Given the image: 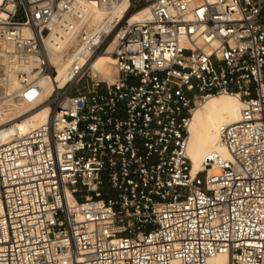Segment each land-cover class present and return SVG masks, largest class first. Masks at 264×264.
I'll return each instance as SVG.
<instances>
[{"label": "built area", "instance_id": "built-area-1", "mask_svg": "<svg viewBox=\"0 0 264 264\" xmlns=\"http://www.w3.org/2000/svg\"><path fill=\"white\" fill-rule=\"evenodd\" d=\"M129 1L98 27L77 0H0L18 80L0 77V103L50 108L25 134L9 128L27 114L0 122V264H264V0ZM59 36L72 60L46 94ZM110 47L112 80L93 69ZM223 94L242 102L229 155L193 173L194 112Z\"/></svg>", "mask_w": 264, "mask_h": 264}, {"label": "bare ground", "instance_id": "bare-ground-1", "mask_svg": "<svg viewBox=\"0 0 264 264\" xmlns=\"http://www.w3.org/2000/svg\"><path fill=\"white\" fill-rule=\"evenodd\" d=\"M100 8H97L93 0H77L79 12L86 15L88 20L100 27L106 18L111 19L115 16L125 18L124 12L129 6V0H121L110 12L101 6V0H94ZM150 12L147 8H143L138 12L129 15L131 23H138L143 19L149 18ZM68 42L67 38L54 37L49 40V53L58 67V75L56 79L42 77L41 83L47 86L46 94H50L57 80L61 85L65 82L69 65L72 58L65 59L62 49ZM84 48H78L76 55L81 53ZM111 47L107 53L99 54L93 62L95 73H101L106 77H111L115 72V61L110 54ZM7 76L10 84L18 85L17 77L9 72V65L5 58L0 55V77ZM4 94V89L0 86V96ZM242 102L237 95L223 94L214 96L207 102L196 109L193 115L190 138L188 146V154L193 164V173L203 170V160L211 152H219L224 156L229 153L226 147L220 142L219 132L221 127L234 124L241 118ZM50 113L49 106L45 105L34 109L33 106L19 105L15 102L8 101L0 103V122L6 120H15L22 117L21 121H14L16 124L13 128H9L12 133L17 132L25 134L35 126L47 120ZM1 136V133H0ZM228 256L225 254L218 255L209 260L208 264H228Z\"/></svg>", "mask_w": 264, "mask_h": 264}, {"label": "rangeland", "instance_id": "rangeland-1", "mask_svg": "<svg viewBox=\"0 0 264 264\" xmlns=\"http://www.w3.org/2000/svg\"><path fill=\"white\" fill-rule=\"evenodd\" d=\"M93 2H94V4H95V1L93 0ZM96 5V7L97 8H100L97 4H95ZM99 76L100 75H102L101 73H97ZM115 75H116V73H114L111 77H106L105 75H102V76H104L106 79H108V80H112V79H114L115 78Z\"/></svg>", "mask_w": 264, "mask_h": 264}]
</instances>
